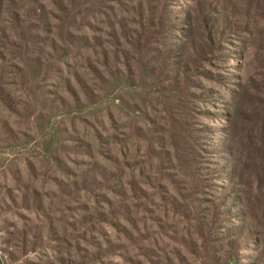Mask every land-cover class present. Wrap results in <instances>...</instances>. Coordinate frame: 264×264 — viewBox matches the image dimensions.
Instances as JSON below:
<instances>
[{"label":"rangeland","instance_id":"obj_1","mask_svg":"<svg viewBox=\"0 0 264 264\" xmlns=\"http://www.w3.org/2000/svg\"><path fill=\"white\" fill-rule=\"evenodd\" d=\"M197 1L0 0V226L9 263L226 259L229 224L207 216L226 191L212 171L228 163L227 133H264V0H200L220 9L222 26L237 27L215 36L216 49L185 75L171 50ZM238 83L255 99L238 103L243 116L229 122ZM255 191L264 200V184ZM254 229L257 244L240 247L232 264H252L258 248L264 256V217Z\"/></svg>","mask_w":264,"mask_h":264},{"label":"trees","instance_id":"obj_2","mask_svg":"<svg viewBox=\"0 0 264 264\" xmlns=\"http://www.w3.org/2000/svg\"><path fill=\"white\" fill-rule=\"evenodd\" d=\"M220 12V9L218 10L217 7L207 1L198 0L195 6L190 7V11L186 15L189 27L183 33V41L171 50L172 58H177L176 64L179 66L180 74L186 75L193 70L197 71L200 65L195 60L202 59L207 52L216 49L214 37L216 36L217 41L218 39L222 40L224 30H234L237 27L233 23L232 26H222L228 22V19H221ZM212 14H217L218 18ZM169 20L171 23V19ZM219 26L223 27L222 30L219 29ZM170 27L176 28L175 24H171ZM182 82L186 90L189 91L190 88H193L191 85L193 81L190 78L187 79L186 77ZM203 96L206 97L205 95L198 97ZM232 96L233 101L235 99V107L229 116V122L233 119L238 120L243 116L242 112L238 114L240 112L238 103H251L255 99L248 93L245 85L241 83H238V90L232 91ZM258 99L260 106H262L261 111L264 118V97L260 96ZM227 134L230 135V140L226 141L220 151L227 154L228 163L221 164L212 171L215 173V178L226 186V191L216 196L215 200L212 201L213 207L207 213V216L212 215L213 223L215 216H222L225 218L224 221L229 224L226 237L221 239L227 242V257L221 260L216 259V264L238 262L236 257L238 252L236 251L240 247L247 248L250 241L253 245L257 244L259 231L256 233L254 228L257 229V226L262 225L264 217L263 193L262 191H255L259 188L262 189L264 184V133H246L243 137L242 133ZM214 151H219V149L212 148L211 153L213 154ZM234 219L240 223L234 225L232 223ZM211 230L209 234L212 233ZM201 231L203 238L210 239L205 234L207 223L201 225ZM256 251L260 257L249 255L252 264H264V256L260 253L259 248Z\"/></svg>","mask_w":264,"mask_h":264},{"label":"built area","instance_id":"obj_3","mask_svg":"<svg viewBox=\"0 0 264 264\" xmlns=\"http://www.w3.org/2000/svg\"><path fill=\"white\" fill-rule=\"evenodd\" d=\"M0 264H11L6 260V254L4 251V243H3V231L0 226Z\"/></svg>","mask_w":264,"mask_h":264}]
</instances>
